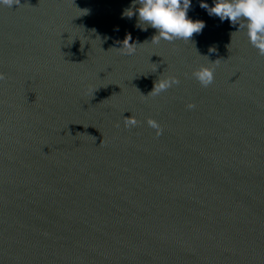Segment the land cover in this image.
Returning <instances> with one entry per match:
<instances>
[{"label":"water","instance_id":"obj_1","mask_svg":"<svg viewBox=\"0 0 264 264\" xmlns=\"http://www.w3.org/2000/svg\"><path fill=\"white\" fill-rule=\"evenodd\" d=\"M0 264H264V0H0Z\"/></svg>","mask_w":264,"mask_h":264}]
</instances>
